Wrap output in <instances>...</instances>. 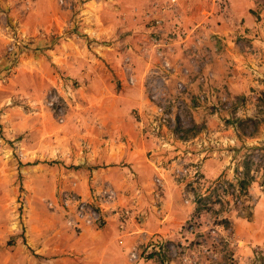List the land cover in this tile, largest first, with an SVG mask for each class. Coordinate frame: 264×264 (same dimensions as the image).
<instances>
[{
    "label": "rangeland",
    "instance_id": "374dc122",
    "mask_svg": "<svg viewBox=\"0 0 264 264\" xmlns=\"http://www.w3.org/2000/svg\"><path fill=\"white\" fill-rule=\"evenodd\" d=\"M0 264H264V0H0Z\"/></svg>",
    "mask_w": 264,
    "mask_h": 264
},
{
    "label": "built area",
    "instance_id": "2783aa9c",
    "mask_svg": "<svg viewBox=\"0 0 264 264\" xmlns=\"http://www.w3.org/2000/svg\"><path fill=\"white\" fill-rule=\"evenodd\" d=\"M77 216L85 219L89 222H99L103 221V217L97 208H94L88 204L87 201L81 199L77 203L76 208Z\"/></svg>",
    "mask_w": 264,
    "mask_h": 264
},
{
    "label": "trees",
    "instance_id": "16d2710c",
    "mask_svg": "<svg viewBox=\"0 0 264 264\" xmlns=\"http://www.w3.org/2000/svg\"><path fill=\"white\" fill-rule=\"evenodd\" d=\"M250 167H247L244 175L239 177L238 183L242 191L247 192L249 185L254 181L255 176L249 175Z\"/></svg>",
    "mask_w": 264,
    "mask_h": 264
}]
</instances>
